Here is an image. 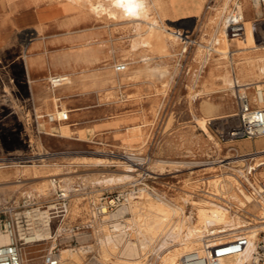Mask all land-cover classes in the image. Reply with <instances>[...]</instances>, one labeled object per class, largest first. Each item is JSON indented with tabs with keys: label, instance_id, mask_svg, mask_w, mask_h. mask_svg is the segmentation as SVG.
I'll list each match as a JSON object with an SVG mask.
<instances>
[{
	"label": "rangeland",
	"instance_id": "374dc122",
	"mask_svg": "<svg viewBox=\"0 0 264 264\" xmlns=\"http://www.w3.org/2000/svg\"><path fill=\"white\" fill-rule=\"evenodd\" d=\"M249 2L252 3L251 0ZM9 3L10 0H0V162L10 163L11 158L19 161L17 165L5 168L9 171L26 169L21 166L24 163H57L59 167H49L53 170L51 172L63 174L51 175L47 179L57 177L70 193L64 221L61 222L60 217L54 218L50 226L46 227L54 238L33 246L25 244L24 264H43L44 255L53 248L61 250L64 258L62 264H67L64 252L67 249L78 251L82 259L80 264H163V258L169 250L182 247L178 243L187 238V226L195 221L196 206L193 199L211 198L227 205L225 207L232 210L233 219L241 216L242 220L258 219L254 216L260 212L258 209L252 210V206L244 208L232 196L236 195L238 185H242L241 188L247 194L255 192L254 196H258L256 189L244 180L239 170L249 172L255 186L261 185L257 189L264 194V165L257 169L248 168L256 164L257 158L253 154L260 150L251 152L252 148L249 150L246 145L247 142L264 137L231 139L226 136V130L236 125L233 118L237 116L233 114L239 111L238 98L233 89L224 90L221 80L214 75L217 66L230 65L228 58L218 60L221 55L215 52L218 45L210 44L213 28L208 25V18L215 16L217 9L224 3L228 4L225 13L228 17L236 0H205L198 17L192 13L169 16L165 22L179 30L182 36L187 35L186 49L183 50L180 43L170 48L171 54L168 56L153 55V65L159 69L153 83L129 84L122 88L106 85L105 90L100 92H112L107 97V120L110 122L107 133L91 131L89 135L81 127L85 126V119L77 115V108L93 104L98 93L95 90L76 96L73 95L74 91L69 90L66 96L59 93L71 112L70 120L61 121V114L55 112L52 116L57 121L50 122L52 111L48 112V103L44 98H34L32 94L34 82L32 84L28 78L29 72L22 57L25 48L36 53L50 52L49 55L59 56L77 50L79 44L93 38L100 53V61L85 67L87 70L106 66L114 69V65L119 62L128 63V69L134 70L141 54H144L132 47L136 31L123 23L98 22L78 12L69 16L51 13L41 18L47 24L48 20L63 17L62 25L66 29L51 24L38 32L37 19L39 22L41 20L38 17L36 19L33 12L24 24L12 29L14 14L8 12ZM260 9L264 12V4H261ZM248 17L259 19L255 23V40L264 44V15L252 11ZM82 18L80 25L73 26ZM35 47L42 50L34 51ZM207 48L210 54L207 56L208 62H205ZM83 68L71 64L55 68V71L50 69L49 72V66L36 67L33 80L38 86L45 82L51 84L48 81L50 75L57 76L61 72ZM253 93V88L248 89L249 95ZM78 98H83V103L76 102ZM104 98L101 97V100L105 101ZM38 108H41V112ZM38 115L58 129L50 131L49 126L43 128L38 125ZM197 118L206 120L204 126ZM40 144L45 152L43 156L39 154ZM259 145H264V142L254 144ZM248 151L251 154H247ZM43 157L45 160L41 159ZM161 161L183 163L163 164ZM133 162H137L140 167L134 169ZM131 167L132 171L129 170ZM36 176L24 175L22 171L10 173L4 178L0 184V210L10 205L22 206L24 202L32 208L39 207L40 211L52 208L56 203L55 189L47 180V191H41L39 186L46 178ZM134 183H137L136 187ZM216 188L220 189L219 195L213 196L211 193L218 194ZM121 194L124 199L112 206L111 199ZM239 196L242 198L243 195ZM162 200L178 203L185 213L193 214V218L186 220L188 222H185L183 230L179 229L177 217L165 222L162 228L153 232L148 230L144 221L150 212L149 204ZM96 205L105 206L106 212L99 213ZM119 209L120 212L115 215ZM220 226L222 224L217 225ZM113 233L121 234L124 241L121 244L114 241L109 243L107 237ZM258 235L256 242L264 235V231ZM194 238L200 240L194 244L193 250H204L210 247L216 237L204 230L202 235L195 234ZM128 240L139 244L141 252L135 260H129L122 254ZM177 264H181V258Z\"/></svg>",
	"mask_w": 264,
	"mask_h": 264
},
{
	"label": "bare ground",
	"instance_id": "6f19581e",
	"mask_svg": "<svg viewBox=\"0 0 264 264\" xmlns=\"http://www.w3.org/2000/svg\"><path fill=\"white\" fill-rule=\"evenodd\" d=\"M204 1L205 0H199L201 7L204 5ZM251 1H252L251 4L249 0H244L243 3L241 4L237 3L238 1H236L235 3L236 6H238V14L243 16V21L245 25V31L240 37L230 38L227 35L226 27H227L228 17H226L225 15L228 9L227 3H224L222 7L220 6V8L217 9L215 16L208 18L209 20L208 25H211V27L213 28L210 44L213 43L214 46L218 45V47H215V52L217 51L221 55V58L217 57L218 60L228 58L229 65H230V67H228L227 65L221 66V67L217 66V69L215 68L214 75L217 76V78L221 80V83L224 86L223 87L224 90L233 89L236 95H238L239 91L246 92V89L253 88L256 85L264 87V44L257 43L255 40V34H254L255 23L258 22L259 19L254 20L248 17L252 11H254L257 15H264V12L260 9V6H261L260 0H251ZM8 6H9L8 12L14 14V17L11 21V25L13 27L12 29L18 28L22 24H24L29 18V16L32 14V12L35 14L36 17L40 18L41 20V22H39V25H38V30H37L38 32H42L46 29V24L42 21L41 19L42 17H45L51 13H56V14L63 13L69 16L70 14L72 15L73 13L78 12V13L83 14L85 18L90 17L93 20L98 21V22L99 21L111 22L113 24L123 23V24H126L132 27L136 31V36L132 40V47L135 50H141L142 52H144V54H141V58L135 64L134 70L132 68L128 69L127 67V70L124 72L116 71L117 64L114 65L115 67L114 69H109L107 66L106 67H96V68H92L89 70L85 68L88 66L96 65L100 61V53H99L98 47L95 45L96 42L93 40V38H89L85 40V42L79 44L77 46V50L67 51L64 53L62 52L63 54L60 53L61 55L59 56L49 55L50 52H46V54H42L41 52L36 53V52H33L32 49L25 48L24 56H22L24 57L23 63L25 64V67H27V70L29 72L28 78L31 80L32 84L34 82V84L32 85V94L34 98L36 99L44 98L46 103H48V106H49L48 112L52 111L50 115H53L55 112H59L61 114V118L62 116H64L66 112H70V110L66 108L64 100L62 99L61 96L68 95L69 91L70 92L74 91V89L77 86L81 87L82 89H89L91 87H94L97 89V91L100 92L102 90H105L106 85H110V84H112V87L118 86L122 88L123 85H129V84H139V83H145V82L153 83V81L155 80L157 71L159 70L158 66L153 65V61H154L153 55L158 54L160 57L168 56L171 54L170 48L176 45H179L180 43L182 44L183 50H185L187 47V46L185 47L186 41L188 39L187 35L182 36V33L179 32V30L174 29L173 26L165 22L169 16L178 15L176 12L175 6L173 4V0H10V3ZM199 15L200 14H196L195 16L198 17ZM68 27L71 28L72 25L70 26L68 25ZM205 46L207 47V45ZM232 46H234V48H232ZM209 54L210 53L208 49L207 55L205 54L204 56L205 62H208L207 56ZM49 62L50 64L53 63L55 68H60L63 65H71V64L81 65L84 68L82 70L74 69L72 71L61 72V73H58L57 76L50 75L48 77V81L50 80L51 84H49L48 82H45L41 84V86H38L37 82L33 80V71L36 67H43L45 64H48ZM203 66L204 64L202 65V67ZM26 76H27V72H26ZM58 79L60 80L59 82L57 81ZM53 81L55 82V84L53 83ZM59 93L61 94V96ZM111 95H112L111 91H107V93H104L105 98H107L108 96L110 97ZM251 99L254 100L253 96ZM58 100H61L60 104L58 103ZM37 110L40 111L41 108H38ZM235 115L236 114L234 113L233 116ZM69 117H70V113H69ZM197 120L200 122L201 125L204 126V123L206 121L204 118H197ZM233 120L236 123H238L237 117H234ZM38 123H39L38 125L42 126L43 128L46 125L49 126L50 131H55L56 129H58L57 126L50 124L46 120H43L41 115H38ZM257 125H258L257 130L260 132H263L264 131V112H262V114L258 116ZM91 128L93 129V127ZM88 131L89 130H86L87 133ZM90 132L91 131H89V133ZM132 133L135 134V132H132ZM50 134H53V132H51ZM56 134H58V132ZM209 135L211 134L209 133ZM41 146L42 145L40 144L41 152L39 154L43 156L45 152L42 151ZM248 154H251V153H248ZM244 155L246 156L247 154H244ZM253 155H254V158H257L256 160L257 162L256 164L254 163L255 164L254 166H251L248 168L257 169L258 167L263 166L264 165V150H260L259 153H255ZM41 159L45 160L44 157ZM17 162L19 161H15V158H11L10 163L0 162V169H1L0 170V184L2 183L4 178L10 175V173H17V172L22 173L23 171L24 175L36 174L37 175L36 178L45 177L46 179L42 182V185H40L39 188L41 191L46 192L47 187H48L47 180H49L50 183L53 184L52 183L53 180L47 179V178L51 175L63 174V173H60L59 171L51 172L53 170L50 169L49 167H53V166L59 167L60 165H58L57 163H53V164L24 163L23 165H21L23 167H26V169L24 170L9 171L5 169L13 165H17ZM161 162L163 164L183 163V162H176V161H161ZM129 170L132 171L133 168L131 167ZM239 171L244 176L245 178L244 180H246L249 184H251L256 189L257 191L256 193H258V196L257 197L254 196L255 192L254 193L252 192L251 195H249V192L247 191L248 192L247 194L241 188L242 185L241 187L238 185L237 187L238 189L235 187V191L236 189L238 191L237 193H235L236 195L233 194L232 197L234 199H237L240 202V204L243 205L244 208H247L248 206L250 207L252 206V210L256 208L255 210L257 211L258 209L260 212L258 214L256 213L257 215H254L258 219L253 220V221L251 219L249 221L242 220L241 219L242 216L238 217L237 219H233L232 212H231L232 210L230 211L229 208L225 207L227 205L224 206L221 203L211 198H205L203 200L193 199V202H194L193 204L194 206H196L195 221H193L192 225L187 226V233H186L187 238H184L183 240H181L180 243H178L182 245V247L181 248L177 247L173 250H169L166 253L165 257L163 258V264H177L179 258L182 259L186 253H190L194 251L195 252L198 251L201 254H207L209 252L208 249L203 248L204 250H198L197 248V250H193L194 244H196L198 240H200L199 238L198 239L194 238V235L199 234V233H201L202 235V232L204 230L212 232V234L216 237L214 241L212 240L213 242L211 241L210 246H213V247H217L222 244L231 242L232 240L240 236V234L242 235L243 232H245L246 234H250L252 238L251 243L246 248L245 252L227 257L224 260V264H243L245 260L249 258L252 250L254 249L256 245V240H257V237L259 236L258 234L261 231H264V194L259 189H257V188H260L261 185L260 187L255 186V184L251 180V177L248 174L249 172L246 173L243 170H239ZM127 176H130V175H127ZM65 178H68V177H64V179ZM213 189L215 188L213 187ZM215 191L218 192V194L217 193L216 194L211 193V194L213 196H218L220 189L216 188ZM239 194L243 195L242 198L239 196ZM149 205H150V208H149L150 212L148 216H145L147 217V219L145 218L146 221H144L146 222V225L149 231H152V230L154 231L155 229L159 227L162 228L165 222H168L174 219L175 217L178 218L179 229L183 230L185 222H188L186 220H188V218L194 217L193 214L185 213L184 208L178 203L173 204V203L162 200L158 203H150ZM119 212H120V209L117 211V213H115V215L118 214ZM219 224H222V226L217 227V225ZM210 226H212V228H210ZM228 226H231V227L227 228ZM113 235H110V234L108 235L107 241L109 243H111V241L112 242L114 241L116 242V244L117 243L121 244L124 241L121 234L117 233L114 236ZM227 237H233V238L224 240ZM26 238L28 239L27 242H29V246H33L39 242L48 241L51 238H54V236L52 235V232H50V229L48 230L46 227H40V228L33 229ZM8 241L9 239L6 235L1 236L2 243H8ZM204 241L205 240H203L202 242ZM138 245L139 244H137L135 241L128 240L127 243L125 244L122 254L126 256V258H128L129 260H135L139 256V253L141 252V251L139 252ZM80 250L82 251V249ZM64 252H65V259L67 260V264H80V261L82 259H80V255L78 251L74 252L73 249H67ZM23 259H24V256H23ZM123 264H130V263H123ZM181 264H184V263H181Z\"/></svg>",
	"mask_w": 264,
	"mask_h": 264
},
{
	"label": "built area",
	"instance_id": "2783aa9c",
	"mask_svg": "<svg viewBox=\"0 0 264 264\" xmlns=\"http://www.w3.org/2000/svg\"><path fill=\"white\" fill-rule=\"evenodd\" d=\"M260 3L264 4V0H260ZM226 31L230 38L240 37L245 31L243 16L238 14V6L236 4H234V9L228 16ZM126 70V63H117L116 71L124 72ZM57 81L59 82L60 80L58 79ZM53 83L55 84L54 81ZM248 89H246V92H238L239 111L236 113L238 123L226 130L225 134L228 138L254 139L264 137V131L260 132L257 130L258 116L264 112V87L254 86V93L252 95L248 94ZM252 96L254 100L251 99ZM68 118L69 112H66L61 120H67ZM50 119L51 121H57L52 116ZM133 167L134 169H138L140 166L137 162H133ZM52 180L56 193V203L49 210L40 211L39 207L32 208L26 202L22 206L10 205L0 210V264H24L23 247L29 243L26 237L31 231L35 228L50 226L54 218L60 217L61 222L64 221L68 213L70 193L62 186L60 179L54 177ZM136 184L134 183L133 185L135 186ZM121 199H124L122 194L119 197H113L111 205L115 206ZM104 207L103 205H96L99 213L106 212L107 204L106 208ZM3 235L8 237V243L1 242V236ZM251 239L250 234H242L226 244L217 247L210 246L207 254L199 252L186 253L181 259V263L224 264V260L227 257L244 253L250 245ZM62 263V252L59 248H53L44 255L43 264ZM243 264H264V235L258 239L251 255Z\"/></svg>",
	"mask_w": 264,
	"mask_h": 264
},
{
	"label": "crops",
	"instance_id": "0c3cea01",
	"mask_svg": "<svg viewBox=\"0 0 264 264\" xmlns=\"http://www.w3.org/2000/svg\"><path fill=\"white\" fill-rule=\"evenodd\" d=\"M173 4L175 6V9H176V12L178 15L179 14H191L192 13V15L195 16L196 14L201 13V8L203 7V6L202 7L200 6L199 0H173ZM36 19H37V17H36ZM62 19H63V17L48 20L47 24H46V28L48 25L54 24L57 27H63L66 29V27H64L62 25ZM37 21L39 24L38 19H37ZM82 22H83V18L79 23H76L73 26L80 25ZM37 50H42V49H38L37 47H35L34 51H37ZM44 66H49V72H50V69L55 71V66L53 63L50 64V62H49L48 64H45ZM92 90H95L98 93V97L95 98V102L91 105H86V106H82V107L77 108L79 110L77 115L85 119V121H84L85 126H81V127L85 128L86 134H87L86 130L92 131L93 133H96L99 131H105L107 133V125L110 124V122H109V120H107V100H106L107 98H104L105 101L101 100V97H105L104 93L97 91V89L94 87H91L89 89H82L81 87L77 86L74 89L73 95L76 96V95H80V94H87V93H90ZM75 101L78 103H83V98L75 99ZM69 113H71V112H69ZM51 116L52 115H50V117ZM70 116H71V114H70ZM54 118H56V117H54ZM67 120H70V117ZM67 120H61V121H67ZM49 121L55 122V121H51V119H49ZM91 127H93V129ZM89 131H88V133H89ZM258 142H264V138H262V139L259 138L257 140H253L251 142L252 144L250 142H247L246 143V145L248 146L247 148L249 150L252 148L251 152L252 151L257 152L259 150H264V145L254 146V144L258 143ZM249 152L250 151H248V153Z\"/></svg>",
	"mask_w": 264,
	"mask_h": 264
}]
</instances>
